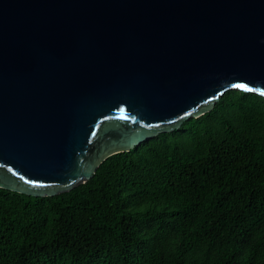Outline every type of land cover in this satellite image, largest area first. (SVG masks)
Here are the masks:
<instances>
[{"label":"water","instance_id":"obj_1","mask_svg":"<svg viewBox=\"0 0 264 264\" xmlns=\"http://www.w3.org/2000/svg\"><path fill=\"white\" fill-rule=\"evenodd\" d=\"M229 90L264 98V0H0V189L68 193Z\"/></svg>","mask_w":264,"mask_h":264},{"label":"trees","instance_id":"obj_2","mask_svg":"<svg viewBox=\"0 0 264 264\" xmlns=\"http://www.w3.org/2000/svg\"><path fill=\"white\" fill-rule=\"evenodd\" d=\"M0 264H264V98L229 90L68 193L0 189Z\"/></svg>","mask_w":264,"mask_h":264},{"label":"snow or ice","instance_id":"obj_3","mask_svg":"<svg viewBox=\"0 0 264 264\" xmlns=\"http://www.w3.org/2000/svg\"><path fill=\"white\" fill-rule=\"evenodd\" d=\"M239 87V86H238Z\"/></svg>","mask_w":264,"mask_h":264}]
</instances>
